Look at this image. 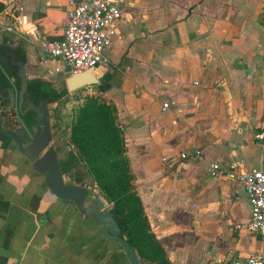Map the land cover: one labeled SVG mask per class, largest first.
I'll use <instances>...</instances> for the list:
<instances>
[{
	"label": "crops",
	"instance_id": "crops-1",
	"mask_svg": "<svg viewBox=\"0 0 264 264\" xmlns=\"http://www.w3.org/2000/svg\"><path fill=\"white\" fill-rule=\"evenodd\" d=\"M0 2V33H23L34 77L47 66L39 42L63 38L67 0ZM123 9L106 51L114 71L102 65L95 75H111L103 98L117 109L135 189L170 263L264 253V240L247 229L251 207L239 178L264 170L254 139L264 128V4L128 0ZM58 64L57 74H69ZM196 150L200 157L180 158ZM13 156L1 141L0 264H130L118 244L99 239L94 220L73 224L76 213ZM230 162L240 165L236 175ZM213 164L222 167L217 179Z\"/></svg>",
	"mask_w": 264,
	"mask_h": 264
},
{
	"label": "trees",
	"instance_id": "trees-1",
	"mask_svg": "<svg viewBox=\"0 0 264 264\" xmlns=\"http://www.w3.org/2000/svg\"><path fill=\"white\" fill-rule=\"evenodd\" d=\"M6 8V4L0 2V14ZM9 40L5 38L6 42ZM16 54L27 60L22 44L16 48ZM6 60L9 58L0 47V112L15 102V90L10 81L15 75ZM110 76L108 74L104 80L107 81ZM14 83L18 85V80ZM66 94V90L57 91L48 82L34 79L29 83L26 100L38 101L43 98L49 103H56ZM23 119L31 129L33 113ZM117 119V109L113 105L98 96H86L70 127L69 144L72 151L62 162L63 172L76 169L80 176L93 180L103 197L113 205L111 212L122 236L137 251L143 264H171L151 229L143 202L135 189L126 141ZM80 167L83 172H79Z\"/></svg>",
	"mask_w": 264,
	"mask_h": 264
},
{
	"label": "water",
	"instance_id": "water-1",
	"mask_svg": "<svg viewBox=\"0 0 264 264\" xmlns=\"http://www.w3.org/2000/svg\"><path fill=\"white\" fill-rule=\"evenodd\" d=\"M5 38H9L10 40L6 42ZM20 44L23 45V49L25 50V42L24 44L19 43L4 34L0 37V47L3 48L4 55L9 58L6 61L13 69L15 75V78H10V81L15 90L17 122L22 131L29 136L31 142L24 143L19 138V133L12 126H9L6 116L3 115L4 111L0 112V142L3 140L9 141L14 151L13 157L16 165L24 164L29 168L30 177L40 178L45 191L59 200L62 208H68L73 205L75 211L81 215L93 216L103 238L121 246L130 264H142L137 251L125 237L121 236L122 231L111 212L113 205H109L102 195H94L95 204L86 207L85 203L90 193L89 189L81 185L66 183L61 171L59 153L52 145L53 132L49 110V104L52 103H49L43 98L39 99L38 102L35 100H26L29 83L35 77H31L27 71V60L25 61L22 57H17L16 48ZM103 66H106L111 73L114 71L108 65L104 64ZM96 70L97 68H93L76 75L69 73L70 77L66 80L67 90L69 92H76L82 89L102 90L108 88L111 84L105 81L104 78H98L95 75ZM16 79L18 80V85L14 83ZM28 113H34L36 115L33 124L36 133H33L32 128L30 129L23 119V116ZM65 160L62 159L61 161L63 162ZM81 170L79 169V172Z\"/></svg>",
	"mask_w": 264,
	"mask_h": 264
},
{
	"label": "built area",
	"instance_id": "built-area-1",
	"mask_svg": "<svg viewBox=\"0 0 264 264\" xmlns=\"http://www.w3.org/2000/svg\"><path fill=\"white\" fill-rule=\"evenodd\" d=\"M128 0H67L66 26L61 40L39 42L43 58L61 62L71 75L81 74L108 63L107 48L117 34V26L123 17L124 5ZM169 102L163 104L167 111ZM119 129L124 130L119 125ZM264 157V128L254 132ZM200 150L181 153L182 160L191 155L200 157ZM240 165L230 162V175H236ZM222 167L213 164L209 174L217 179ZM251 207V218L247 229L264 240V170L252 169L239 174ZM240 228V226H238ZM224 264H264V253L256 252L243 260H230Z\"/></svg>",
	"mask_w": 264,
	"mask_h": 264
},
{
	"label": "rangeland",
	"instance_id": "rangeland-1",
	"mask_svg": "<svg viewBox=\"0 0 264 264\" xmlns=\"http://www.w3.org/2000/svg\"><path fill=\"white\" fill-rule=\"evenodd\" d=\"M248 1L250 2L254 0H248ZM255 1H257L259 4L262 3L264 4V0H255ZM1 36H3L2 33H0V37ZM10 37L15 39L19 43L21 42L24 44L25 42L23 38V33L19 31H16ZM45 59H46L45 61H47L46 63L47 66L42 69L35 70L31 74L35 77V79L38 78L48 82L52 86V88H54L57 91H62V90L67 91V94L61 100H59L56 103L49 104L51 126L53 132L52 145L57 149L60 156V160L62 159L65 160L66 158H68L70 150L72 148V146L69 144V131L71 124L77 115L78 109L82 106L86 96L88 95H95L105 100L103 98V92L105 89L102 90L82 89L76 92H69L67 90L66 80L68 77H70V74L68 73L57 74V72H59L58 70L60 69V64H58L59 61L50 58H45ZM97 76L98 78H103L104 75L98 74ZM3 115L6 116L9 126H12V128L15 129L17 133L21 135L23 131L19 127L17 122V111H16L15 102H13L10 105V107H8L4 111ZM81 169L82 168L80 167V170ZM73 172H76V169H74ZM81 172L83 171L81 170ZM70 181L73 182L74 180L70 178ZM84 183H85L84 185H87V187L90 188L91 195H100V196L102 195L91 178L87 177ZM209 219L211 220L212 218Z\"/></svg>",
	"mask_w": 264,
	"mask_h": 264
},
{
	"label": "flooded vegetation",
	"instance_id": "flooded-vegetation-1",
	"mask_svg": "<svg viewBox=\"0 0 264 264\" xmlns=\"http://www.w3.org/2000/svg\"><path fill=\"white\" fill-rule=\"evenodd\" d=\"M39 101V100H38ZM38 101H36V102H38ZM30 113H28V114H26L25 116H23V118H25V117H27L28 115H29ZM33 116H34V119H35V117H36V115L33 113ZM32 131H33V133H36V131H35V127H34V125H33V127H32ZM19 138L22 140V141H24V143H30L31 142V140H30V138H29V136H27V134L25 133V132H23L21 135L19 134ZM57 150V149H56ZM58 152V151H57ZM60 166H61V171H62V174L64 175V178H65V181H66V183H68V184H72V185H81V186H83V187H86V188H88L87 187V185H84L85 183V180H86V178H84V177H82V176H80L79 175V173H77V172H73V171H71V172H69V173H65V172H63V167H62V161L60 160ZM69 178V179H68ZM70 178L71 179H73L74 181L73 182H71L70 181ZM89 189V191H90V188H88ZM61 203V202H60ZM95 204V201H94V195H91L90 193H89V196H88V199H87V201H86V203H85V206L86 207H88V206H92V205H94ZM68 209V208H67ZM69 210L71 211L72 210V212H75L76 213V215H77V221H73L74 223L73 224H77V223H79V222H88V223H90L91 221L90 220H94V223L96 224V222H95V219H94V217L93 216H83V215H81L79 212H77V211H75V207L73 206V205H71L70 207H69ZM93 225V224H92ZM98 226V225H97ZM98 235L100 236V238L99 239H101V240H103V241H108V240H106L105 238H103L102 236H101V234H100V231L98 232ZM121 236H122V234H121ZM123 237V236H122ZM117 244V243H116ZM120 248L122 249V247L120 246ZM122 252H123V254L125 255V253H124V251H123V249H122ZM126 256V255H125ZM127 258V257H126ZM141 260V259H140ZM142 262V261H141ZM143 264V263H142Z\"/></svg>",
	"mask_w": 264,
	"mask_h": 264
}]
</instances>
